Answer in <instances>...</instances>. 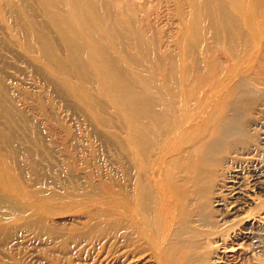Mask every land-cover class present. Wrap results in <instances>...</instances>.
Masks as SVG:
<instances>
[{"label": "bare ground", "instance_id": "1", "mask_svg": "<svg viewBox=\"0 0 264 264\" xmlns=\"http://www.w3.org/2000/svg\"><path fill=\"white\" fill-rule=\"evenodd\" d=\"M158 9L165 19L174 12L166 29L153 25ZM44 32L61 42L66 67ZM0 48V64L26 77L30 95L15 96L13 109L0 90V130L12 114L38 123L31 77L44 57L114 136V167L73 170L84 180L73 242L103 243L121 258L150 252L160 264L222 260L221 251L209 258L214 212L237 215L249 188L264 193L259 160L250 182L236 165L255 140L243 122L264 88V0H0Z\"/></svg>", "mask_w": 264, "mask_h": 264}, {"label": "rangeland", "instance_id": "2", "mask_svg": "<svg viewBox=\"0 0 264 264\" xmlns=\"http://www.w3.org/2000/svg\"><path fill=\"white\" fill-rule=\"evenodd\" d=\"M164 11L158 9L154 15L161 17ZM173 13L171 10L166 19L161 17L162 22L153 23L155 28L166 29V23L173 22ZM47 38L66 67L61 42L55 35ZM40 63L39 71L31 77L37 90L38 123L33 125L24 118L18 123L12 114L6 128L0 130V264H160L150 252L121 258L103 243L73 242L71 235L83 217L84 202L74 197L84 191V180L73 170L114 167V136L106 139L102 132L106 128L61 88L62 83L51 75L52 68L48 69L47 58ZM25 83L26 77L16 68L0 64V90L13 109L15 96L30 97ZM256 89L257 109L243 122H247V137L255 140L238 152L236 163L242 166L246 182L251 181L252 163L259 160L264 167V145L259 146L264 138V88ZM93 95L97 97L95 92ZM100 123L107 125L110 133L115 132L111 114H103ZM248 194L251 201L241 213L228 216L214 212L216 226L209 242V258L215 260L219 251L223 253L216 264H264V193L249 188Z\"/></svg>", "mask_w": 264, "mask_h": 264}]
</instances>
